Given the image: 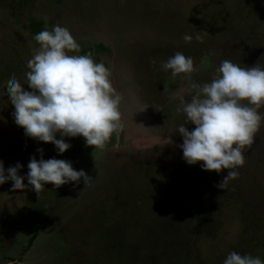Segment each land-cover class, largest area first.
Segmentation results:
<instances>
[{"label":"rangeland","instance_id":"obj_1","mask_svg":"<svg viewBox=\"0 0 264 264\" xmlns=\"http://www.w3.org/2000/svg\"><path fill=\"white\" fill-rule=\"evenodd\" d=\"M30 19L44 20L48 30L57 23L66 26L74 37L85 38L78 41L81 51L93 49L95 62L113 65L108 68L123 96L126 135L174 143L156 144L161 148L131 164L127 139L115 144L113 136L104 150L91 148L82 160L83 137H65L77 147L63 155L52 144L26 137L14 122L6 85L15 75L29 90L27 61L39 47L28 29ZM197 33L202 42L195 39ZM185 34L193 37L190 43ZM87 40L104 42L115 52L94 53L104 43L93 48ZM176 52L193 59L197 71L191 81L173 79L170 70H163ZM224 59L264 67V0H0V161L5 172L19 163L18 174L26 177L30 159L39 160L42 148L43 159L70 161L87 175V163L93 165L104 184L99 189L92 178L88 181L97 189L88 203L76 192L83 180L58 189L46 184L39 197L27 179L24 191H11V181L0 185V237L6 239L0 242L6 244L0 246V264H223L231 251L264 261V126L246 150L238 178L223 190L217 185L228 170L217 174L203 171L202 162L188 165L179 147L183 139L173 134L185 121L176 111L180 97L190 100V83L210 82ZM187 127L191 131L194 125ZM40 224V241L27 251L24 245Z\"/></svg>","mask_w":264,"mask_h":264},{"label":"clouds","instance_id":"obj_2","mask_svg":"<svg viewBox=\"0 0 264 264\" xmlns=\"http://www.w3.org/2000/svg\"><path fill=\"white\" fill-rule=\"evenodd\" d=\"M183 39L190 43L193 37L185 34ZM195 39L202 42V33H197ZM34 40L39 47L27 61L25 77L29 90L15 75L6 85L15 109V124L24 129L26 137L54 145L60 155L71 147L65 137H83L86 146L104 150L125 127L120 110L123 96L113 85L110 69L103 62H95L91 55L70 54L79 52L80 45L70 30L59 23L51 30L46 26ZM162 68L170 70L173 79L189 81L197 71L193 59L181 52L169 57ZM190 89L194 90L189 93L190 100L181 96L176 109L184 114L185 121L173 134L178 132L183 139L179 147L188 165L202 162L203 171L217 174L228 170L217 185L223 190L230 180L238 178L237 169L246 162L244 154L264 126V113L260 111L264 108V67L260 62L249 67L224 59L210 82L190 83ZM189 124L194 125L191 131ZM37 151L41 158L30 159L26 177L18 174L21 164L5 172L0 161V185L11 181V191H24L27 179V186L39 197L46 184L58 189L83 180L86 186L91 179L83 170H75L70 161L45 160L43 149ZM223 264H264V261L258 256L231 251Z\"/></svg>","mask_w":264,"mask_h":264},{"label":"flooded vegetation","instance_id":"obj_3","mask_svg":"<svg viewBox=\"0 0 264 264\" xmlns=\"http://www.w3.org/2000/svg\"><path fill=\"white\" fill-rule=\"evenodd\" d=\"M60 22H62V21H60ZM63 24H65V21L63 22ZM67 24V23H66ZM69 25V24H68ZM66 27V26H65ZM70 27H71V29H73V30H75V28L73 27V26H71L70 25ZM74 37V36H73ZM75 39H76V41L78 42L79 40H81L82 42L83 41H86V40H83V39H85L84 37H74ZM87 41H90L89 43L91 44L90 45V47L92 46L93 48H94V46L96 45V46H100V45H102V43H104V42H99V41H97V42H93V41H91V40H87ZM137 41H140V39H138ZM143 41V40H142ZM99 43H101V44H99ZM111 45H115L113 42H112V44ZM108 47H110V46H107L105 43H104V48H103V50H102V47L100 48V50L97 52V51H94V53H98V54H111V52L113 51V53L115 52L113 49H112V47H110V49L108 48ZM84 51H86V50H84ZM82 52V51H81ZM71 54V53H70ZM82 54V53H81ZM81 54H74V55H81ZM83 55H86V54H84L83 53ZM92 55V54H91ZM203 62H204V60H203ZM206 63V62H205ZM109 65H111L110 63H109ZM111 66H113V65H111ZM111 66H108V67H111ZM111 71V70H110ZM117 75H119V73H118V70H117ZM112 74V73H111ZM132 75H134L135 74V71L133 70L132 71V73H131ZM130 77V76H129ZM138 77V76H137ZM129 81V80H128ZM142 86L143 87H145V84H142ZM177 135L175 134V137H176ZM174 137V138H175ZM126 141V132L124 131V132H122L120 135H119V137L117 138L116 137V142H114L115 144L117 143V144H119V143H121V142H123V144L124 143H126L125 142ZM177 141V139H175V142ZM76 142V141H75ZM72 147H77L76 146V144L75 143H72ZM71 147V148H72ZM154 147H156V146H153V148L152 147H150V148H148V149H142V150H137V151H135L132 147H131V149H132V153L130 152H128V157L130 158L131 157V160H130V163L131 164H136V163H138V162H140L141 161V159H146V154H149L148 152H150L151 150H153L154 149ZM156 148H161V147H156ZM80 151H81V158H82V160H83V155H85V154H89L90 153V151H91V147H88V146H86V144L85 143H83L82 144V147L80 148ZM145 151V152H144ZM135 154H136V156H135ZM101 156H103L102 154H101ZM129 160V159H128ZM106 164V163H105ZM101 166H103V165H101ZM133 166V165H132ZM135 166V165H134ZM133 166V167H134ZM104 167H105V165H104ZM133 167H128V169H131V168H133ZM86 168L87 169H89L90 170V172H89V177L90 178H92V181L90 182L91 184H93V186L95 187V188H99V189H101L103 186H104V184L101 182V180H99L98 179V177H97V175H96V172H97V170H99L98 168H96V167H94L93 168V165H91V164H88L87 163V166H86ZM135 168V167H134ZM91 169H93V171H95V173H94V176H92V170ZM128 169H124V170H128ZM111 176V175H110ZM91 180V179H90ZM89 180V181H90ZM100 181V186L97 184V185H95V183H98ZM82 187V188H81ZM79 190H81L82 192H85L84 194H83V196L82 195H79V190H77L76 192H77V195H78V198L80 197L81 199H82V201L84 200V198H86V200H87V203L89 202V201H91V200H94V198H92L91 196H89V195H91L90 193H94L95 191H97V189H94V188H91V187H89L88 185H86L85 186V184L84 183H81V186L78 188ZM91 212H92V214H94L95 213V210H92L91 209ZM49 216V217H48ZM47 217L48 218H50V215H47ZM91 217H92V219L94 220V217L91 215ZM106 238V237H105ZM4 241H6V239L5 240H1V237H0V242H4ZM6 244H4V243H1L0 244V246L2 247V248H4V246H5ZM22 245V244H21ZM20 245V246H21ZM2 248H0V249H2ZM3 252V251H2Z\"/></svg>","mask_w":264,"mask_h":264},{"label":"trees","instance_id":"obj_4","mask_svg":"<svg viewBox=\"0 0 264 264\" xmlns=\"http://www.w3.org/2000/svg\"><path fill=\"white\" fill-rule=\"evenodd\" d=\"M45 24H44V20H42V19H30L29 20V23H28V29H29V32H31L33 35H36V34H38L40 31H43L44 29H45ZM103 48H104V46L102 45V50H103ZM92 51H93V49H90V50H88V51H84V50H82V52H81V50H79V52H75V53H71V54H86V55H91L92 54ZM98 52V51H97ZM45 223V222H44ZM39 228L37 229V232H35L34 234L35 235H33L32 237H31V239H30V241H28L25 245H24V247L25 248H27V251H29V250H31V246H33V244H30V243H32V242H35V241H37V239L39 238L40 239V237H41V234H42V232H43V224H40L39 226H38ZM38 239V241H40ZM37 241V242H38ZM37 242H35V243H37ZM35 245V244H34Z\"/></svg>","mask_w":264,"mask_h":264},{"label":"water","instance_id":"obj_5","mask_svg":"<svg viewBox=\"0 0 264 264\" xmlns=\"http://www.w3.org/2000/svg\"><path fill=\"white\" fill-rule=\"evenodd\" d=\"M127 141L132 145L134 150H142V149H148L150 147L155 146L156 144H160L164 142V139L161 138H155V137H149L146 138L143 135L128 133L126 135ZM164 143H167L166 141Z\"/></svg>","mask_w":264,"mask_h":264}]
</instances>
